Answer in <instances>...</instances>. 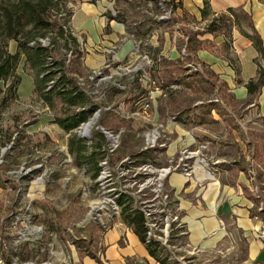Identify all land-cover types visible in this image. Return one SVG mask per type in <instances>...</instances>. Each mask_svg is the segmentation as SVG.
I'll return each instance as SVG.
<instances>
[{"label":"crops","instance_id":"crops-1","mask_svg":"<svg viewBox=\"0 0 264 264\" xmlns=\"http://www.w3.org/2000/svg\"><path fill=\"white\" fill-rule=\"evenodd\" d=\"M174 5L171 21L150 14L133 17L131 27L109 19L108 13H115L113 2L85 0L74 9L70 26L79 43L85 40L83 65L89 71L109 59L117 65L137 60L132 43L139 45L143 40L153 45L148 54L153 64L150 71L167 68L163 72L175 73L172 63L179 61L183 70L178 72L182 81L178 84L197 98L159 97L153 117L164 121L166 137L163 147L157 148L165 159L159 166L176 163L182 151L190 155L186 161L194 162L189 176L175 170L165 179L175 215L184 227L185 252L222 254L232 250L233 264H264L260 237L264 223V86L251 95L246 88L249 81L258 79L262 65L249 35L254 29L264 48V0H174ZM229 10L234 14L230 30L197 34L201 47L189 60L186 32L202 30ZM211 79L212 86L207 83ZM135 89L146 93L142 86ZM213 91L218 98H210ZM239 108L243 115L237 113ZM242 120L251 126L244 127ZM210 125L219 130L212 131ZM101 241L98 260L87 258L86 264H161L119 218L103 232ZM169 259V264L180 262L174 254Z\"/></svg>","mask_w":264,"mask_h":264},{"label":"rangeland","instance_id":"rangeland-1","mask_svg":"<svg viewBox=\"0 0 264 264\" xmlns=\"http://www.w3.org/2000/svg\"><path fill=\"white\" fill-rule=\"evenodd\" d=\"M84 1L68 0L67 5L73 12ZM118 7H126V4L120 1ZM144 13L163 14L162 11L156 13L151 3H147L142 16ZM133 17L127 24L131 27ZM132 44L134 52L136 43ZM80 45L85 54V40L81 39ZM7 48L13 52L15 42L8 41ZM92 48V51L96 50ZM152 48L149 40H143L136 51L139 55L137 60L117 65L109 59L90 70L94 77V97L100 99L103 109L94 117L95 111L89 119L91 122L85 125L84 132L88 130L86 138L78 127L73 132L90 144L95 131L103 132L97 127L103 120L106 125L103 127L117 139L113 152L108 156L110 174L99 169L95 177H92L88 165L74 163L67 150L69 134L54 122V115H60L59 109L50 110L42 103L33 91V75L20 61L16 69L21 77L17 97L8 100L0 112V250L2 248L12 256L13 264H86L90 257L84 253H100L103 232L119 218V215L109 216L114 193L124 190L134 194L138 200L151 198L152 185L146 187L142 194L143 191H137L136 183L153 177L151 171H143L140 167L149 165L156 168L165 162L157 151L163 146L149 147L145 138L146 133L157 129L160 135L158 143L166 141L162 132L164 121L153 117V106L162 93L186 101L197 98L193 94L188 95L181 84L161 87L158 83L160 92L151 100L149 120L142 117L130 100L123 102L129 97V91L136 93V87L144 86L145 80L139 81V70L136 69H145L147 76H153L150 71L152 59L148 55ZM142 55H147L149 62L146 63L147 58H142ZM93 71L101 74H93ZM0 89H5L2 80ZM217 94L216 91L211 92L210 98H218ZM237 113L243 115L245 112L239 108ZM173 114L178 116V112ZM241 123L247 128L251 126L245 120ZM209 129L219 130L216 125H210ZM108 141L103 148L107 147ZM144 151L148 153L143 154ZM162 187L163 191H168L165 181ZM174 228H177L175 233L171 230L162 246L168 249L170 256L174 254L180 259L178 264H233L232 250L222 254H186L184 227ZM236 255L243 257L242 252H236ZM0 264H5L1 258Z\"/></svg>","mask_w":264,"mask_h":264},{"label":"trees","instance_id":"trees-1","mask_svg":"<svg viewBox=\"0 0 264 264\" xmlns=\"http://www.w3.org/2000/svg\"><path fill=\"white\" fill-rule=\"evenodd\" d=\"M96 1L90 0L93 3ZM108 1L113 2L115 10L114 15L108 13L109 19L126 23L131 16H142L141 13L143 9H146L147 3H151L155 7L156 13L167 11V9L172 11L175 7L174 0ZM120 1H123L126 7L119 8ZM67 2L68 0H0V80L5 84V89L3 91L0 89V112L6 107L8 100L17 97L21 77L16 73V69L22 61L23 67L33 75L34 93L48 109H59L60 115H54V122L69 134L67 150L73 157L74 163L78 166L88 165L92 177H95L100 169L99 161L105 155L102 150L103 145L107 142L105 134L95 131L91 143L87 144L86 140L77 136L73 131L82 123L87 122L97 109L101 111L103 108L100 99L93 100L92 96L88 95L77 83L78 76L86 79L88 70L83 65L82 47L71 30L69 19L73 12ZM129 9L131 14H129ZM144 16H148V14L144 13ZM232 18L234 19V14L229 10L225 14L216 16L202 30L186 32L185 51L189 55L188 59L192 60L194 53L201 47V41L196 38L197 34H217L221 30L228 32L233 24ZM169 19L171 21L172 16ZM150 20L153 23L155 18L154 20L148 19L147 22ZM249 37L262 59V65H259L258 69V79L246 84L248 93L251 95L257 93L264 86V48L254 29ZM8 41L15 42L13 52L7 48ZM172 66L177 69L175 73L169 70L163 72V69L167 68L152 72V77L157 79L161 87L182 82L177 78L178 72L183 70L179 61L172 63ZM193 74L195 80L199 82L201 80L199 75L195 72ZM207 83L212 86L214 80L211 79ZM1 92H3V96H1ZM143 93L144 91H139L136 94L129 91L127 94L129 97L124 98V101L130 100L134 103L132 105H135ZM103 126L106 127L104 121L100 120L99 127L105 129ZM144 153H148V151H144ZM116 202L120 207L119 219L137 235L149 255L161 264H169L168 249L157 241H145V218L139 200L134 195L118 191ZM252 213L254 214V212ZM174 225L172 224L173 234L177 229L174 228ZM84 254L98 260L93 252L86 251ZM0 258L5 264H13L12 256L2 248Z\"/></svg>","mask_w":264,"mask_h":264},{"label":"built area","instance_id":"built-area-1","mask_svg":"<svg viewBox=\"0 0 264 264\" xmlns=\"http://www.w3.org/2000/svg\"><path fill=\"white\" fill-rule=\"evenodd\" d=\"M170 16H171V11L165 10L163 11V14L159 16V19L167 20L170 18ZM135 51H138V45H136ZM143 58H146V56L144 55ZM137 70H139V77H138L139 81H143V79L145 80L143 88L146 90V93L139 100L136 101L135 106L137 107V111L142 115V117L146 120H149L151 119V115L150 113H148L150 103L151 100H153L154 96L160 92V86L158 85L157 79L146 75L145 69H136V71ZM96 73H98V75L101 74V72L99 71H93V74ZM87 81H89L90 84ZM77 83L80 87H82L86 91L88 95L92 96L93 100H96L93 91L94 77L91 75V72L89 70L87 71L86 79L81 76L77 77ZM99 111L100 109H97L96 112L94 113V116L98 115ZM84 127H85V123H82L78 127L79 130H82V132H80L81 135L84 132ZM99 128L102 129L103 133L107 137V140H109L107 147L102 149L105 152V155L99 161V167L102 170V172L107 171V173L110 174L107 166L108 156L109 153L113 152L114 147L116 146L117 143V139L116 136L111 132H109L108 130L103 129L102 127ZM153 131L155 132L154 135L152 134ZM159 137L160 135L157 129L152 130L150 133H146L145 138L148 146L149 147H156V145L163 146L164 145L163 143L160 144L158 143ZM189 157L190 155L186 151H182L179 157L176 158V163L174 164L171 163L170 165L156 167V168H152L149 165H144L143 167H140V169H142L143 171L149 170L153 173L152 179L150 178L141 181L138 184L136 183L138 187L137 188L138 192L147 190L146 187L152 185L151 186L152 193H150L152 195L151 198L139 199V204L141 205L140 208L143 211V215L145 218L146 242L157 241L160 245H165L166 237L169 234V232L172 230V224H175L174 227L181 226V224L178 222L177 216L175 215V202L171 198L169 191H163L162 186H163V181H165L166 179V176L172 171L179 170L185 176L190 175V172L194 166V162L186 161ZM201 159L204 160V158ZM99 178L100 176H98V179ZM118 191H122L134 195L124 190H118ZM118 191L114 193L115 200H112L110 202V208L108 209L110 213L109 215L110 217L119 215L120 212L118 204L116 202ZM143 193L144 191L142 192V194ZM260 237L264 240V223L262 225Z\"/></svg>","mask_w":264,"mask_h":264},{"label":"water","instance_id":"water-1","mask_svg":"<svg viewBox=\"0 0 264 264\" xmlns=\"http://www.w3.org/2000/svg\"><path fill=\"white\" fill-rule=\"evenodd\" d=\"M95 116H96V115H95ZM95 116H94V117H95ZM94 117H93V118H94ZM93 118H92V119H93ZM90 122H91V120H88L87 122H85V125L89 124ZM97 127H99V126H97ZM87 132H88V130H87L86 132H83L82 136H83L84 138L87 137V135H86Z\"/></svg>","mask_w":264,"mask_h":264},{"label":"bare ground","instance_id":"bare-ground-1","mask_svg":"<svg viewBox=\"0 0 264 264\" xmlns=\"http://www.w3.org/2000/svg\"><path fill=\"white\" fill-rule=\"evenodd\" d=\"M86 128H87V126L85 127V129H84V130H86ZM152 134L154 135V134H155V132L153 131V132H152Z\"/></svg>","mask_w":264,"mask_h":264}]
</instances>
